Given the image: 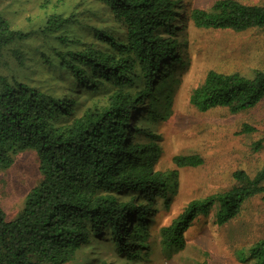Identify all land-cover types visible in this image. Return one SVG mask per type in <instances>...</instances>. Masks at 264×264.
<instances>
[{"label": "trees", "instance_id": "1", "mask_svg": "<svg viewBox=\"0 0 264 264\" xmlns=\"http://www.w3.org/2000/svg\"><path fill=\"white\" fill-rule=\"evenodd\" d=\"M94 1L110 9L114 26L109 29L98 20L101 25L92 24L90 32L75 37L58 36L69 25H78L75 14L54 11L43 27L24 31L13 28L0 11V68L10 45L37 34L53 37L65 50L53 48L52 57L43 55L44 61L55 58L70 85L78 86L77 95L71 94V87L56 94L0 72V170L9 169L20 153L33 150L42 174L17 217L8 220L0 204V264H68L78 260L94 238H111L119 252L135 256L144 248L146 227L141 223L155 198L170 200L167 176L155 170L159 144L136 143L134 136L153 138L146 130L149 122H138L151 118L145 100L165 84V60L177 51L178 0ZM191 20L205 30L263 29L264 5L217 0L208 10L194 9ZM11 55L25 65L23 50L14 48ZM98 90L104 91L102 99L96 98ZM86 91L95 94L84 98ZM263 99L264 70L251 77L211 70L190 100L202 112L227 108L238 113ZM175 162L197 167L201 159L179 156ZM234 178L238 184L231 189L190 202L162 230L163 246L183 247L184 234L196 216L216 204L217 223L225 224L249 199L262 195L264 200V168L253 178L244 171ZM242 261L264 264V239L251 245Z\"/></svg>", "mask_w": 264, "mask_h": 264}, {"label": "rangeland", "instance_id": "2", "mask_svg": "<svg viewBox=\"0 0 264 264\" xmlns=\"http://www.w3.org/2000/svg\"><path fill=\"white\" fill-rule=\"evenodd\" d=\"M216 1L178 0L175 10L181 22L176 24L178 45L175 57L165 60V84L155 96L145 100L144 106L150 109L151 118L137 121L138 125L149 122V126L145 125L146 130L151 131L153 138L136 134L134 142L153 140L160 146L155 170L167 176V196L170 198L167 202L163 197H156L147 218L142 220L141 224L146 227L144 248L135 256H129L119 252L111 238H94L79 253V262L68 264H251L242 258L251 245L264 239L262 195L246 201L241 212L225 224L217 223L219 206L214 205L207 213L196 216L184 234L183 247L168 250L163 246L162 230L169 227L190 202L236 186L238 181L234 174L238 171L253 178L264 168V99L254 108L238 113L227 108L202 112L190 100L193 91L211 70L224 74L237 72L250 77L256 70H264V28L236 33L194 26L192 11L208 10ZM239 1L264 5V0ZM78 5L76 11L79 14L74 12ZM0 11L13 28L24 31L43 27L54 11L75 14L78 25H69L58 36L90 32L89 26H99V21L109 29L114 26L110 9L94 0H0ZM14 48L24 51V66L11 55ZM53 48L65 50L57 39L38 34L10 45L5 49L0 72L7 78L30 82L56 94H63L71 87V94L77 95L78 86L70 85L71 79L57 66L56 59L44 61L43 55L52 57ZM109 85L107 83L105 87ZM86 93L84 98L95 94ZM103 95L104 91L98 90L96 98L102 99ZM245 125L255 130L244 132ZM259 141L262 142L258 147ZM179 156L198 157L201 164L180 167L175 162ZM41 181L39 159L33 150L20 153L9 169L0 170V204L8 220L20 214L27 194Z\"/></svg>", "mask_w": 264, "mask_h": 264}]
</instances>
